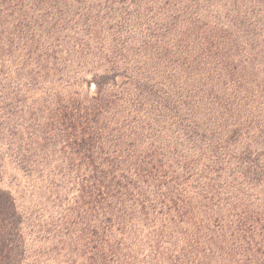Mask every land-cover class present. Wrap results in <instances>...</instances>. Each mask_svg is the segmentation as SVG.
Instances as JSON below:
<instances>
[{"label": "trees", "instance_id": "trees-1", "mask_svg": "<svg viewBox=\"0 0 264 264\" xmlns=\"http://www.w3.org/2000/svg\"><path fill=\"white\" fill-rule=\"evenodd\" d=\"M263 16L0 0V264H264Z\"/></svg>", "mask_w": 264, "mask_h": 264}, {"label": "rangeland", "instance_id": "rangeland-1", "mask_svg": "<svg viewBox=\"0 0 264 264\" xmlns=\"http://www.w3.org/2000/svg\"><path fill=\"white\" fill-rule=\"evenodd\" d=\"M263 17H260V18H263ZM258 28L260 30L259 31V33H260L259 41L262 43V45L260 44L257 47V50L260 47L259 51H263L264 50V33L262 34V31L264 30V18L262 19V21L258 25ZM254 53L255 52L253 51V54ZM261 56H263V55H261ZM263 59H264V57L259 59V60L263 61ZM92 90H94V86H92ZM22 185L23 186L27 185V181L23 180ZM15 197L17 198L18 204L19 205L21 204V206H20L21 210H33V209H35L34 204H33L34 201L32 202L29 192L28 193L23 192L21 195L19 194L18 196H15ZM22 206H24V207H22ZM59 247L61 248V246H59ZM27 248H28V251H27L28 254H32L34 252H36V254H45V256L43 257L44 260H47V258L52 257L50 255H55V253L50 250V248L47 244H40L38 242H33L32 240L27 242ZM63 261H64V258L61 257V258L56 259L55 261H46V262H51V264H59V263H62Z\"/></svg>", "mask_w": 264, "mask_h": 264}]
</instances>
